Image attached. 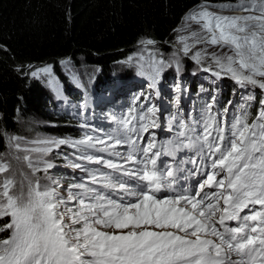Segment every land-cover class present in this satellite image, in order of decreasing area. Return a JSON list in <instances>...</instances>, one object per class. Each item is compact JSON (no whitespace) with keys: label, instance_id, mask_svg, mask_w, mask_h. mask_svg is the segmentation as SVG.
Instances as JSON below:
<instances>
[{"label":"snow or ice","instance_id":"snow-or-ice-1","mask_svg":"<svg viewBox=\"0 0 264 264\" xmlns=\"http://www.w3.org/2000/svg\"><path fill=\"white\" fill-rule=\"evenodd\" d=\"M215 7L244 14L202 5L185 20L203 35L178 36L180 48L168 60L140 55L147 64L140 74L159 96L165 68L174 63L179 72L182 53L217 79L235 81L242 102H227L230 115L212 95L193 114L180 108L187 89L178 82L176 111L168 116L150 95L142 104L137 96L126 113L111 117L108 132L93 128L80 139L26 145L9 137L31 172L26 184L17 181L0 154V218H9L0 226V264H264V99L254 118L250 111L253 90H264V0ZM201 43L229 52L193 51ZM51 72L50 65L30 68L33 78ZM164 121L171 135L158 140L154 130H164ZM62 146L75 150L65 166L82 173L71 181L50 174L49 157Z\"/></svg>","mask_w":264,"mask_h":264},{"label":"trees","instance_id":"trees-1","mask_svg":"<svg viewBox=\"0 0 264 264\" xmlns=\"http://www.w3.org/2000/svg\"><path fill=\"white\" fill-rule=\"evenodd\" d=\"M202 1L224 0H0V149L4 135L19 132L24 119L34 113L42 115L43 111L55 123L46 126L51 135L80 136L77 121L62 111V103L52 91L37 85L36 80L31 82L30 68L64 59L75 66L80 58L84 59L90 65L83 71H88L93 86L85 81L77 89L68 75L65 78L60 73L61 80H67L61 82L65 96L70 105L75 98L90 95V88L95 97L101 96L106 88L118 84L114 66L124 69L125 75L119 78L125 83L135 79L132 70L137 67L119 65L118 60L132 57L133 46L148 39L154 41L152 47L165 50L184 13ZM189 65L179 74L185 87L194 92H216L222 110L229 100L238 99L232 83H220L217 88L209 80L199 83L197 76L188 71L192 68ZM170 70L165 71L166 77L176 75ZM253 95L252 118L262 99L258 92Z\"/></svg>","mask_w":264,"mask_h":264},{"label":"rangeland","instance_id":"rangeland-1","mask_svg":"<svg viewBox=\"0 0 264 264\" xmlns=\"http://www.w3.org/2000/svg\"><path fill=\"white\" fill-rule=\"evenodd\" d=\"M239 0H224V1H202L194 6H192L190 9H188L184 15L182 16L180 23L178 26L173 30V38L172 42H167L166 43V49H156L152 47L153 45H143L141 42L133 46V60L131 62H128V58H124L121 60H118L117 63L119 65H134L136 70H132V73L134 74L135 79L131 80L129 83H125L122 81L119 76H124L125 74L123 73L124 69H121V66H114L116 69V80H118V84L108 87L105 89V92L100 96H96L95 94H92V89L90 88V95H85L86 98L81 99V98H75V102L73 104L72 109L70 110L69 107L66 106L64 103V97L61 95L59 97L60 102L62 103L63 111L67 112V114L71 115L74 117V119L77 121L76 128L79 126L81 128H78V132L80 133V136L77 139L82 138L85 134H93L91 132V129H103L105 132L111 131L112 129L115 128V124L111 122V117L112 116H121L122 114L126 113L129 108L133 107V101L135 97H137V93L142 91V86H146V93L144 96L150 95L152 97L151 101L149 103L155 104L157 107L161 109L163 114H172L175 113L176 107L174 106V102L170 101L171 97H175L176 93L173 91V87L175 83H181L182 86L187 89L186 94L182 97L181 102H180V108L182 110H185L187 112H192L193 114L196 113L197 110H199L200 107L205 102L210 101V97L212 95H215L218 98V101L220 102V96L218 94H210L207 91H191L188 87H185L184 84V79L179 77V74L181 73V69H184V66L190 64L189 66L192 68H189L188 71L192 72L193 75H196L197 78L199 79V83H203L206 80L212 81L214 84V88H217L220 83H232V87L235 92H238L239 98L237 99H231V101H234L236 103H240L241 101V93L244 91L241 89L235 81H233L230 77H223L221 79H217L215 76L211 74V72H204L202 71V67L197 65L192 59L183 57V54L181 53V59H180V68L179 72L177 71V68L175 64L173 63L172 67L165 68L163 74H162V79L160 80L159 84V96H155V93L150 90L147 86L149 85V80L147 79L146 74L141 75V72L147 71V64L146 61H140L139 56L143 55L144 57L149 56V52L155 53L156 58L159 59L160 57H163L165 60H168L171 56L172 53L177 51L178 48H180V44L177 43V37L178 36H185V37H191L192 33H200L203 35L201 32L200 26L196 24L195 22L191 20H185L186 16H189L190 14L194 12H198L203 10L201 8L202 5L207 6V10L210 12H214L217 14H235L236 12H239V15H242L241 11L238 10H231V9H220L215 7V5H220V4H236L238 3ZM189 44L193 43L192 39L188 40ZM145 47H147V51H145ZM206 49L207 53L210 55L211 53H217L218 55H222L225 53H228L229 50L227 48H220L218 46H212V45H207L204 43L196 45V47L193 49V51L197 50H202ZM190 60V61H189ZM64 61L65 63H61ZM71 63L69 59H64V60H59L57 63H40V65H36L35 67H32L31 69H35L37 67H44L50 65L52 68L51 75H41L40 78H33L30 75V70L28 71V76L32 78L31 82L36 80V84H40L44 86L46 89L49 88L51 91L53 90V87L56 86V84L59 82H64L66 83L67 80L59 77V74L61 75H68L69 80L71 81L72 85L75 86L76 88L79 89L84 85L85 81H89L88 83H92L93 86V80L92 77L88 76L87 72L88 71H83L86 70L89 65L84 59L79 60V63L77 65H72L68 64ZM145 64L144 68H141V64ZM57 64V67H56ZM110 64V63H109ZM206 66V65H204ZM108 67V66H106ZM194 68L198 69L195 70ZM99 69V68H97ZM96 69V74H98V70ZM167 69H172L176 72V75L174 77L172 76H165V71ZM185 71V70H183ZM182 71V72H183ZM80 73H86V76H83ZM145 76V77H144ZM89 77V78H88ZM67 78V76L65 77ZM190 79V78H185V80ZM51 80V83L49 82ZM131 82H137L138 84H130ZM147 82V83H146ZM130 84V85H129ZM132 85V87H130ZM139 87V90L134 92L133 89L135 90L136 87ZM101 87V85H100ZM104 89V88H102ZM128 89L130 90V96L127 97V91ZM48 90V89H47ZM233 91V92H234ZM101 92V91H99ZM157 92V90H156ZM260 93L262 96V99H264V90H260L259 88H256L253 90V94L255 93ZM102 93V92H101ZM220 94V92H219ZM161 95V96H160ZM126 96L128 99L126 101H117V98L121 99L122 97ZM143 96V97H144ZM95 97V99L93 98ZM143 97H141L140 104L144 103ZM104 98L103 100H101ZM173 100V99H172ZM251 105L254 103V100H252ZM86 105V106H85ZM139 106V105H135ZM224 107H229L230 108V115L231 112L234 111V109L226 104ZM49 108V107H47ZM216 108L222 109L219 106V103L216 105ZM259 109V103H258V108ZM47 110V109H46ZM42 111V110H41ZM256 111V112H257ZM255 115V114H254ZM163 122L162 128L166 126ZM23 127L20 128L19 132L14 133V134H6L3 137V148L0 149V154H2L6 160H8L11 165H12V170L13 173L15 174V178L17 181H25V177L30 175L31 170L27 166V162L23 160V156L25 155L24 152H20L19 156L20 159H16L17 153L15 148H10L9 147V137H17L20 138V142L22 145H26L27 142L31 141H36V140H42V139H61V137H56L55 135H51L47 129L46 126H52L55 124L52 121V118L48 117L47 111H43V114L39 113H34L30 114V116L22 121ZM82 125H87V127H82ZM157 135L156 129L154 130ZM97 135L101 134L99 132L95 133ZM170 134V133H169ZM63 139H76L73 137H66ZM66 154H71L75 155V150L72 148H69L67 146H62L59 150H54V152L50 155L49 159H51L52 163L55 165L53 169L50 170V174L57 176V177H63L67 181L73 180L74 177H80L82 173L79 172V170H76L75 172L73 169L66 167V161H65V155ZM58 155V156H57ZM41 177H43V173H39ZM42 182H44L42 180ZM9 221V218H0V226H3L5 222L7 223ZM1 234V233H0Z\"/></svg>","mask_w":264,"mask_h":264},{"label":"bare ground","instance_id":"bare-ground-1","mask_svg":"<svg viewBox=\"0 0 264 264\" xmlns=\"http://www.w3.org/2000/svg\"><path fill=\"white\" fill-rule=\"evenodd\" d=\"M239 12H236L235 14H231V15H239L238 14ZM220 15H223V14H220ZM224 15H230V14H224ZM123 81V80H122ZM130 82V81H129ZM128 82V83H129ZM161 84V83H160ZM137 89V88H136ZM135 89V90H136ZM133 89V91H135ZM52 93L54 95L55 98H58L61 96V95H66V92H65V88H64V85L62 83H57L56 86L53 87V90H52ZM161 96V95H160ZM126 98V96L122 97L121 99L117 98V101H122Z\"/></svg>","mask_w":264,"mask_h":264}]
</instances>
